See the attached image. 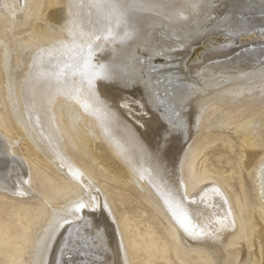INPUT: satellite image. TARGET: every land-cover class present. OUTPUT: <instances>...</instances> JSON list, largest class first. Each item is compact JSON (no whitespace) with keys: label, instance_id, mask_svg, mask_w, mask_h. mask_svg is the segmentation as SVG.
Segmentation results:
<instances>
[{"label":"bare ground","instance_id":"1","mask_svg":"<svg viewBox=\"0 0 264 264\" xmlns=\"http://www.w3.org/2000/svg\"><path fill=\"white\" fill-rule=\"evenodd\" d=\"M27 1L0 0L11 126L0 131V190L46 206L25 264H66L64 222L77 237L93 218L85 259L130 264L102 172L135 184L180 248L264 264V40H240L264 32V0H44L21 24ZM202 127L239 134L253 196L245 226L219 181L189 182ZM24 154L76 191L50 200Z\"/></svg>","mask_w":264,"mask_h":264},{"label":"rangeland","instance_id":"2","mask_svg":"<svg viewBox=\"0 0 264 264\" xmlns=\"http://www.w3.org/2000/svg\"><path fill=\"white\" fill-rule=\"evenodd\" d=\"M37 2L43 6L44 0L27 1L21 24H27L31 18L40 15V9L35 7ZM0 131L5 134L11 132L1 83ZM193 143L192 148H196V152L189 182L195 184L203 179L219 181L245 226L253 196L249 172L240 158L239 134L232 128L205 130L202 127L194 136ZM23 157V163L29 167L32 178L37 180L40 191L53 194L50 200H61L76 191L62 173H55L40 165L27 154ZM98 174L130 264H215L208 253L180 248L169 220L151 206L135 184L121 181L105 172ZM45 212V205L38 207L32 201L14 198L0 190V264H25L32 239ZM251 263L252 260L248 259L243 264Z\"/></svg>","mask_w":264,"mask_h":264},{"label":"snow or ice","instance_id":"3","mask_svg":"<svg viewBox=\"0 0 264 264\" xmlns=\"http://www.w3.org/2000/svg\"><path fill=\"white\" fill-rule=\"evenodd\" d=\"M86 205L80 204L79 210L81 213L84 212ZM94 211V210H93ZM83 218V217H82ZM73 221L66 220L64 222L67 225V233L64 236V240L61 243L62 249L67 248L69 250V259L66 261V264H91V262L85 259L87 252L89 251L88 241L92 237L91 232L89 231L92 227L96 228L97 234L100 230V225L95 223L94 218L91 224H87L84 229V234H81V230L79 228L75 229L77 233V237H73ZM64 225H62L63 227ZM75 254L79 257V259H73L72 255Z\"/></svg>","mask_w":264,"mask_h":264},{"label":"water","instance_id":"4","mask_svg":"<svg viewBox=\"0 0 264 264\" xmlns=\"http://www.w3.org/2000/svg\"><path fill=\"white\" fill-rule=\"evenodd\" d=\"M262 34H264V32H260L258 30H251L250 32L246 33L245 35H242L240 37V40L248 45V44H254L260 41H263L264 36H262ZM210 38H218L217 36H213Z\"/></svg>","mask_w":264,"mask_h":264}]
</instances>
